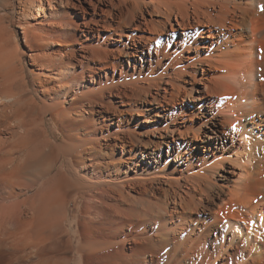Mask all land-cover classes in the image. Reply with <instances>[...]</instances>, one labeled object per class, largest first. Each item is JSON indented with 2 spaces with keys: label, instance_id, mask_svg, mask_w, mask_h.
Masks as SVG:
<instances>
[{
  "label": "bare ground",
  "instance_id": "obj_1",
  "mask_svg": "<svg viewBox=\"0 0 264 264\" xmlns=\"http://www.w3.org/2000/svg\"><path fill=\"white\" fill-rule=\"evenodd\" d=\"M18 5L20 56L47 90L20 115L0 58V264H264V0ZM99 141L113 148L79 165ZM48 157L51 184L20 181L25 161ZM72 197L89 210L75 245L63 216L48 220Z\"/></svg>",
  "mask_w": 264,
  "mask_h": 264
},
{
  "label": "rangeland",
  "instance_id": "obj_2",
  "mask_svg": "<svg viewBox=\"0 0 264 264\" xmlns=\"http://www.w3.org/2000/svg\"><path fill=\"white\" fill-rule=\"evenodd\" d=\"M11 2H12L11 3L12 5L9 10L0 9V36H1L0 38V58L8 59L10 63V67H12L11 69L15 68L13 69V71L15 75L17 73L16 75L17 79L15 82L14 92L17 94V96H16V103L14 104V106H15V109L21 113L20 115L26 117L29 115L30 109L35 104L41 105L40 101L41 99H44V94L47 90V85L45 83L44 77H41L39 75V70L36 67H32L29 64L28 58L24 55L20 56V52H22L23 50L27 51L28 49L22 44L23 42H22L21 30L17 27L15 23L19 16L18 0H12ZM2 3H3V0H0V4ZM82 22H85V20ZM86 23H88L90 27L92 28L94 27L93 24L89 22V20H86ZM159 40H163V39H159ZM130 45L131 43L129 42L127 46H130ZM118 46H119L120 52H115V55H116L115 57H117L118 60H120L124 65L125 64L127 65L126 62L128 58L130 57L124 56L125 51H126L125 46L121 44ZM170 46H172L171 43H170ZM145 51H147V45L146 47L139 48L137 54L140 55L141 52L145 53ZM138 68H139V65H138ZM67 79H70V76ZM24 98L26 99V101H24ZM48 103L50 102L48 101ZM75 105L76 104H74V106ZM62 114L63 113L60 112L58 115V118L60 120V123H58V125L61 127L67 126L65 119H63ZM90 118H92L91 114H90ZM123 118H124V123L125 122L127 123L129 121L130 116L125 115V117ZM45 119H46V124L49 129L52 117L50 114H48L45 117ZM70 128H74V126H71ZM99 132H100V129H98V134ZM91 136H93L94 138L95 135L92 134ZM57 137L58 139H60L62 137V134L59 133ZM93 147L94 148L90 150V155L86 154L83 150L80 151V149H78L75 154V161H77L79 165L83 166L84 162L100 160L101 153L99 152V149L101 148L102 150L103 149L110 150L113 148V145L109 141H102L101 144L99 141L98 145L96 144ZM165 154L166 153H164L163 160L166 158ZM61 159H62L61 157L57 156L56 161H61ZM51 162H52V158L49 159V157H48V161H44V159L38 160V161H25L22 172L19 175L20 181L27 182L32 185L36 184L37 185L36 188L41 186V184H44L45 182H48V184H51L52 183L51 180L53 176L55 175V171L50 172V174H48L47 177L43 176L45 173L44 172L45 169H47L51 165ZM59 167L60 165L58 164L56 169H59ZM36 188L28 190L24 195L20 196L14 201H21L23 199H28L32 197L33 194L36 192ZM49 190H50V196H51L53 194V191H52L53 188L49 186ZM156 190L152 192L154 196L160 198L162 202H166L167 199H166L165 194L161 193V191L159 190L157 191ZM15 191H18V190L15 189ZM61 200L62 199L58 198V208H57L58 211L54 212L53 214L52 212H48V220H51V219L56 220L59 218V216H63L62 217L63 221L60 224V230L63 235L62 239H64V237H66L67 234H70L71 236H73V243L75 245L79 240V237L75 235L76 230H79L80 228H82V224L84 220H86L87 216L89 215V210L84 208L85 201L82 200L80 197H72L70 202L66 201L64 203V207H62L63 209H61L60 207ZM14 201L6 202V205H10ZM99 205L100 204H98L97 209L102 208L100 207L101 205L100 206ZM62 212H64V214ZM48 225H49V221H48ZM105 235H106L105 231H102V236L104 238H105ZM123 237H127V234H125L124 232H120L118 236H113L114 239L112 240L119 241ZM118 251L121 252L120 250ZM160 252H161L160 250L156 251V257L154 258L157 259V257H160L162 254ZM70 257L74 259L78 257V255L74 254V255H70ZM141 260L142 262L145 261L144 256H142ZM108 263L112 264V261L100 259V260H97L96 262L95 261L88 262V264H108ZM78 264H83V263H78Z\"/></svg>",
  "mask_w": 264,
  "mask_h": 264
},
{
  "label": "snow or ice",
  "instance_id": "obj_3",
  "mask_svg": "<svg viewBox=\"0 0 264 264\" xmlns=\"http://www.w3.org/2000/svg\"><path fill=\"white\" fill-rule=\"evenodd\" d=\"M262 10H264V9H262Z\"/></svg>",
  "mask_w": 264,
  "mask_h": 264
}]
</instances>
